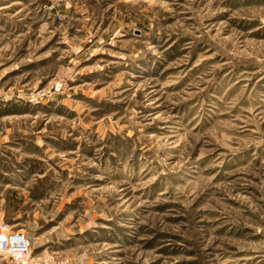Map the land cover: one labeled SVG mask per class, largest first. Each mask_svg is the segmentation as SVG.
Masks as SVG:
<instances>
[{
  "label": "rangeland",
  "instance_id": "rangeland-1",
  "mask_svg": "<svg viewBox=\"0 0 264 264\" xmlns=\"http://www.w3.org/2000/svg\"><path fill=\"white\" fill-rule=\"evenodd\" d=\"M0 217L26 264H264V0H0Z\"/></svg>",
  "mask_w": 264,
  "mask_h": 264
},
{
  "label": "built area",
  "instance_id": "built-area-1",
  "mask_svg": "<svg viewBox=\"0 0 264 264\" xmlns=\"http://www.w3.org/2000/svg\"><path fill=\"white\" fill-rule=\"evenodd\" d=\"M30 242L20 230L9 227L0 217V256L17 264H26L29 260Z\"/></svg>",
  "mask_w": 264,
  "mask_h": 264
},
{
  "label": "bare ground",
  "instance_id": "bare-ground-1",
  "mask_svg": "<svg viewBox=\"0 0 264 264\" xmlns=\"http://www.w3.org/2000/svg\"><path fill=\"white\" fill-rule=\"evenodd\" d=\"M9 227H11V226L9 225Z\"/></svg>",
  "mask_w": 264,
  "mask_h": 264
}]
</instances>
